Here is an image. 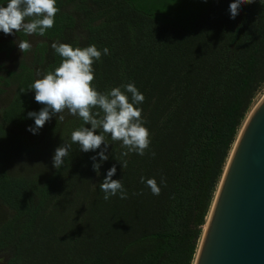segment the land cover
Returning <instances> with one entry per match:
<instances>
[{"label":"trees","instance_id":"trees-1","mask_svg":"<svg viewBox=\"0 0 264 264\" xmlns=\"http://www.w3.org/2000/svg\"><path fill=\"white\" fill-rule=\"evenodd\" d=\"M232 2L56 0L60 11L44 36L0 32L5 264H192L232 144L264 91V0L242 5L235 19ZM18 40L31 50L22 53ZM54 42L109 49L93 64L92 83L101 93L134 83L144 95L137 105L151 139L144 156L123 157L122 142L106 134L107 161L100 162L101 149L84 153L72 144L64 165L53 167L55 149L90 128L65 113L37 135L27 130L35 126L28 112L43 107L30 85L62 62ZM114 165L112 179L122 180L128 198L106 201L99 184ZM142 176L156 179L159 196Z\"/></svg>","mask_w":264,"mask_h":264},{"label":"clouds","instance_id":"clouds-1","mask_svg":"<svg viewBox=\"0 0 264 264\" xmlns=\"http://www.w3.org/2000/svg\"><path fill=\"white\" fill-rule=\"evenodd\" d=\"M254 2L255 0H234L229 5L231 18L235 19L239 15L242 5ZM59 11L56 0H8L6 7L0 6V32L15 35L22 31L29 36H44L47 30L53 28ZM16 43L22 53L32 48L28 40H18ZM51 48L62 58V62L54 71L43 74L42 78L30 85L35 92V101L43 107L39 112H28L27 118L34 120L35 126H30L27 130L37 135L53 117L64 121L65 113L81 118L84 125H90V128L81 126L74 130L71 133V143H63L55 149L53 167L60 169L64 165L72 144H78L80 151L84 153L101 149L99 160L101 163L107 161L109 157L105 153L109 143L106 134H110L112 141L122 142L121 146L126 148L121 154L123 157L129 153L144 156L151 144L149 130L144 126L146 121L142 118V109L137 107L144 102V95L134 83L123 85L124 91L121 87H116L106 93L98 92L92 83L95 79L93 64L101 59L102 54L107 55L109 49L104 48L101 52L95 45L73 48L59 42L52 43ZM36 75H42L40 70L36 71ZM97 130H101L99 134H96ZM152 156H155V152H152ZM91 159L92 168L99 175L101 163L95 162L96 156ZM127 163L126 159L120 163L122 169L127 167ZM116 171L114 165L99 184L106 201L118 194L121 200L128 198L122 180L112 179ZM140 182L146 183L153 195H160L161 188L155 178L145 180L142 176ZM160 183H165L163 177Z\"/></svg>","mask_w":264,"mask_h":264},{"label":"water","instance_id":"water-1","mask_svg":"<svg viewBox=\"0 0 264 264\" xmlns=\"http://www.w3.org/2000/svg\"><path fill=\"white\" fill-rule=\"evenodd\" d=\"M192 264H264V91L232 144Z\"/></svg>","mask_w":264,"mask_h":264},{"label":"rangeland","instance_id":"rangeland-1","mask_svg":"<svg viewBox=\"0 0 264 264\" xmlns=\"http://www.w3.org/2000/svg\"><path fill=\"white\" fill-rule=\"evenodd\" d=\"M261 95H257L256 99H255V103L257 102V100L260 98ZM254 103V104H255ZM4 257L3 253H0V259Z\"/></svg>","mask_w":264,"mask_h":264},{"label":"flooded vegetation","instance_id":"flooded-vegetation-1","mask_svg":"<svg viewBox=\"0 0 264 264\" xmlns=\"http://www.w3.org/2000/svg\"><path fill=\"white\" fill-rule=\"evenodd\" d=\"M5 261H6V260H5V257L1 258V259H0V264H5Z\"/></svg>","mask_w":264,"mask_h":264}]
</instances>
